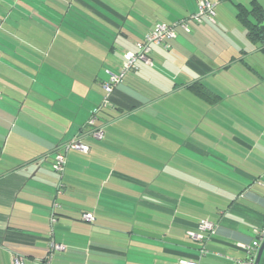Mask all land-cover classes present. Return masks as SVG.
<instances>
[{
  "label": "crops",
  "instance_id": "crops-1",
  "mask_svg": "<svg viewBox=\"0 0 264 264\" xmlns=\"http://www.w3.org/2000/svg\"><path fill=\"white\" fill-rule=\"evenodd\" d=\"M197 1L0 0V264L14 256L23 264L247 257L238 244L264 220V41L248 37L238 12L264 11V0H210L214 23H191L153 46L152 65L129 72L102 107L106 80L95 88L76 79L120 46L110 60L117 72L157 22L188 17ZM71 24L116 35L111 44L84 30L79 53ZM197 82L219 98L193 93ZM98 107L101 139L87 133ZM79 134L89 151H68L60 176L55 148ZM88 212L91 222L82 219ZM203 218L216 231L201 254L187 232ZM50 242L63 248L51 251Z\"/></svg>",
  "mask_w": 264,
  "mask_h": 264
},
{
  "label": "built area",
  "instance_id": "built-area-1",
  "mask_svg": "<svg viewBox=\"0 0 264 264\" xmlns=\"http://www.w3.org/2000/svg\"><path fill=\"white\" fill-rule=\"evenodd\" d=\"M215 6L216 3L210 0H198L197 9L194 13L190 14L186 18H181L179 20L165 23L157 22L155 26L149 30L142 40L135 42L134 48L127 50L124 53L123 60L119 70L115 73L108 72V79L102 83V88L104 91V96L100 107L107 104L108 99L114 88L122 82L127 74L131 71L139 70L140 64H145L148 66L152 65V60L150 54L152 47L155 45H160L165 43L166 40L175 39L178 36V30L183 29L184 31L190 30L191 23H200L204 19L214 23L215 17ZM1 26V25H0ZM100 107L92 113V115L87 120L88 131L87 133L96 139H101L103 135V130L101 126L96 124V115L100 111ZM84 134H79L69 141L59 144L55 148L54 157L52 161V170L58 175H62L65 170L66 165V153L70 150H75L82 153H87L89 151V145L84 141ZM62 185L59 183L57 185V194H61ZM58 206V203H53V209ZM82 219L88 222L94 220L92 213H84ZM51 222L55 220V215L52 210L50 216ZM198 231H188L187 235L192 240L201 244L200 253L206 252L204 244L210 240L216 231V224L209 219H200L197 223ZM255 233V238L249 244H238L243 250H245L247 257L244 260L238 262V264H254L256 254L261 242L264 239V220L263 224L253 230ZM63 246L54 242H50L49 249L60 250ZM12 264H23V259L18 256H14L12 259ZM178 264H199L195 260H179Z\"/></svg>",
  "mask_w": 264,
  "mask_h": 264
},
{
  "label": "rangeland",
  "instance_id": "rangeland-1",
  "mask_svg": "<svg viewBox=\"0 0 264 264\" xmlns=\"http://www.w3.org/2000/svg\"><path fill=\"white\" fill-rule=\"evenodd\" d=\"M80 14V13H79ZM60 29H66V28H60ZM69 30H71L72 32H74V37L76 38V39H79V41L77 42V40L75 39L74 41H73V46L74 47H76L77 48V50H76V52H79L78 50L80 49H82V42H81V40L83 39V36H82V34H81V32H83L84 30L85 31H91L92 32V35H95L96 37H98V38H102L105 42L106 41H108L109 43H111L112 44V41H113V39H114V36L116 35V34H113L112 32H111V30H110V28H108V27H103L102 25H99L98 27H96V26H94V27H90L89 29L88 28H85V27H81V26H72V24H71V27H69L68 28ZM54 32H56V30L54 31ZM99 32H101V34L102 35H100L99 34ZM59 33V35H60V37L61 36H63L62 34V32H61V30L58 32ZM109 34H112L113 35V37L111 36V35H109ZM104 35V36H103ZM110 36V37H109ZM89 38H90V43H91V41H92V39H95V37H93V36H91V35H89ZM81 39V40H80ZM96 40L98 41V39L96 38ZM117 48L118 49H120V46H117ZM117 49V53H114L113 55L112 54H109V52H107V55H108V57H107V59L105 60L104 59V57H102V58H100L99 60H97V62H96V65H97V67H96V69H95V72H93V70H92V68L91 69H87V68H84L83 69V73L82 74H78V73H76V79H81V80H83V81H89L88 82V84L89 85H92V84H94L95 85V88L97 87V85L99 86V84H98V82H100V79H105V80H107V76H108V72H113L114 70H115V67L114 66H111V64H110V60L111 59H114V58H116L115 56H119V50ZM86 50V49H85ZM80 53V52H79ZM227 56V55H226ZM225 56V57H226ZM78 60L76 59V62H77ZM223 60H219V63H221ZM92 62H95V60H92ZM111 68L112 69H114L113 71L111 70ZM99 78L98 80H95L96 78ZM221 77V76H220ZM126 78V77H125ZM154 79H155V81H160L161 79H164L163 77H161V75H160V77L157 75V76H155V77H153ZM91 79V80H90ZM224 80V79H223ZM205 82H210V80L208 79V81L205 79ZM218 82L219 83H223V81L221 80V79H219L218 78ZM224 82H225V80H224ZM239 82H242V81H239ZM101 83H103V81H101ZM214 85H219L218 83H213ZM220 85H222V87H224V88H226V86H225V84H220ZM102 97H103V95H102ZM102 100H103V98H102ZM102 100H101V102H102ZM238 101V100H237ZM239 102H240V104H241V101L239 100Z\"/></svg>",
  "mask_w": 264,
  "mask_h": 264
},
{
  "label": "trees",
  "instance_id": "trees-1",
  "mask_svg": "<svg viewBox=\"0 0 264 264\" xmlns=\"http://www.w3.org/2000/svg\"><path fill=\"white\" fill-rule=\"evenodd\" d=\"M238 15L241 21L243 22V24L245 25V29H246V33L248 37L251 40L255 38H259L264 41V35L258 30V27H257L258 23L261 22L264 16V11H262L260 6L253 4L252 7L249 9L240 7ZM249 16L252 18H250ZM189 88L193 93L197 94L198 96L208 101H214L219 98L218 95L214 94L212 91L207 89L200 82L191 84ZM260 264H264V253H263Z\"/></svg>",
  "mask_w": 264,
  "mask_h": 264
},
{
  "label": "water",
  "instance_id": "water-1",
  "mask_svg": "<svg viewBox=\"0 0 264 264\" xmlns=\"http://www.w3.org/2000/svg\"><path fill=\"white\" fill-rule=\"evenodd\" d=\"M257 27H258V30L264 35V16L261 22L258 23ZM263 253H264V239L258 248L254 264H260Z\"/></svg>",
  "mask_w": 264,
  "mask_h": 264
}]
</instances>
